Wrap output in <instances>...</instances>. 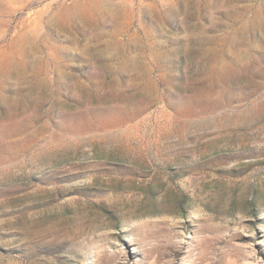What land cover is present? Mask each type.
Masks as SVG:
<instances>
[{"label":"rangeland","instance_id":"obj_1","mask_svg":"<svg viewBox=\"0 0 264 264\" xmlns=\"http://www.w3.org/2000/svg\"><path fill=\"white\" fill-rule=\"evenodd\" d=\"M8 116L0 264H264V0H0Z\"/></svg>","mask_w":264,"mask_h":264},{"label":"bare ground","instance_id":"obj_2","mask_svg":"<svg viewBox=\"0 0 264 264\" xmlns=\"http://www.w3.org/2000/svg\"><path fill=\"white\" fill-rule=\"evenodd\" d=\"M10 113H12V112H10ZM10 116H8L9 120L6 118L8 120V123H5L2 126H0V162L5 161L7 158H10L13 155H15L16 153H18L19 150H20L18 144H22L23 141L26 142L28 136H32L33 135V133L29 129V127H30L29 124H25L24 126H21L18 123L19 122L18 120L15 121ZM27 123H29V122H27ZM90 128H93L91 126V124H89L88 122H84V120L79 121L76 127H72L71 125L70 126H65V129H68V130L72 129V130H77V131L81 130V129H90ZM21 133L22 134L26 133V137H25L26 140H24L22 138H16Z\"/></svg>","mask_w":264,"mask_h":264}]
</instances>
